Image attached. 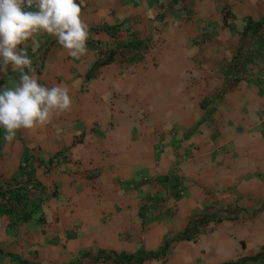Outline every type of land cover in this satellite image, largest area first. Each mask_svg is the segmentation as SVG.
Listing matches in <instances>:
<instances>
[{
    "label": "crops",
    "instance_id": "1",
    "mask_svg": "<svg viewBox=\"0 0 264 264\" xmlns=\"http://www.w3.org/2000/svg\"><path fill=\"white\" fill-rule=\"evenodd\" d=\"M77 2L86 54L22 45L72 105L0 129V264H264V0Z\"/></svg>",
    "mask_w": 264,
    "mask_h": 264
},
{
    "label": "clouds",
    "instance_id": "2",
    "mask_svg": "<svg viewBox=\"0 0 264 264\" xmlns=\"http://www.w3.org/2000/svg\"><path fill=\"white\" fill-rule=\"evenodd\" d=\"M38 31L54 36L72 58L87 52L89 26L77 0H0V70L11 65L20 74L18 84L0 88V129L9 142L17 130L41 126L72 105L66 86L48 87L38 81L22 47Z\"/></svg>",
    "mask_w": 264,
    "mask_h": 264
},
{
    "label": "trees",
    "instance_id": "3",
    "mask_svg": "<svg viewBox=\"0 0 264 264\" xmlns=\"http://www.w3.org/2000/svg\"><path fill=\"white\" fill-rule=\"evenodd\" d=\"M258 28V25H256V24H253V22L251 21V20H247L246 21V24H245V29H244V32L246 33V32H248V31H250L251 30V28ZM256 30L254 29V31L253 32H255ZM7 189V188H6ZM6 189H4V190H1L0 189V198H2V199H5V197L6 196H10L11 194H12V192H11V194L9 193V195H7L8 194V192H7V190ZM18 193V192H17ZM19 193H18V197H19ZM103 259H105V260H108L109 259V257L108 256H106V257H104ZM255 259V258H254Z\"/></svg>",
    "mask_w": 264,
    "mask_h": 264
},
{
    "label": "built area",
    "instance_id": "4",
    "mask_svg": "<svg viewBox=\"0 0 264 264\" xmlns=\"http://www.w3.org/2000/svg\"><path fill=\"white\" fill-rule=\"evenodd\" d=\"M100 55L99 52L97 51V56ZM24 165V164H23Z\"/></svg>",
    "mask_w": 264,
    "mask_h": 264
}]
</instances>
